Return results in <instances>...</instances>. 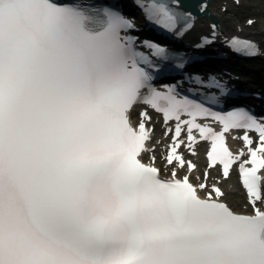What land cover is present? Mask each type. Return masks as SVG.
Returning a JSON list of instances; mask_svg holds the SVG:
<instances>
[{
    "label": "snow or ice",
    "instance_id": "1",
    "mask_svg": "<svg viewBox=\"0 0 264 264\" xmlns=\"http://www.w3.org/2000/svg\"><path fill=\"white\" fill-rule=\"evenodd\" d=\"M136 3L168 33L192 27L176 0ZM133 27L110 8L0 0V264H264V117L242 108L212 111L175 85L157 90L149 70L178 54L150 40L142 41L147 54L138 51L136 39L122 35ZM228 43L258 54L250 41ZM204 86L224 94L214 77ZM141 104L165 125L175 121L165 132L172 133L168 178L148 155L155 149L147 147L144 121L151 118L141 111L132 122ZM208 118L221 131L198 122ZM241 129L248 159L239 163L238 180L248 213L224 202L207 171L195 184L177 171L196 167L178 153L186 131L195 155L196 131L210 141L208 167L222 165V179H230L245 152L234 155L225 133ZM249 132L258 135L255 147Z\"/></svg>",
    "mask_w": 264,
    "mask_h": 264
},
{
    "label": "bare ground",
    "instance_id": "2",
    "mask_svg": "<svg viewBox=\"0 0 264 264\" xmlns=\"http://www.w3.org/2000/svg\"><path fill=\"white\" fill-rule=\"evenodd\" d=\"M221 0H211V3H210V10L211 12L216 15L217 18H219L220 21L224 22L226 21V28H230V25H231V22L233 23L234 21H232V19L229 17V15H224L223 12H221V10L219 9V7H221L220 5L222 3H220ZM219 5V7H218ZM230 7V11H233L234 10V7L232 5V3L229 2V5H226V9H229ZM200 21L202 22H205L207 21L206 19H200ZM236 26L239 25V23H235ZM243 25V24H241ZM243 27H247L246 25H243ZM198 28H195V30H197ZM257 29H262V30H259L260 32H264V27H261V28H254V31H256ZM264 35V34H263ZM250 61L252 62V59H250ZM261 62H264V59H261L259 62H258V67H261L259 63ZM254 67L256 66V64L254 63L253 64ZM239 71L240 73H246L247 72V68L246 69H240L239 68ZM251 72V71H250ZM198 161V160H197ZM199 162V161H198ZM233 179L230 177V179L228 181H232ZM234 181V180H233ZM227 182V181H226ZM224 187H225V190H226V194L224 197H226L227 200H229L232 204H234L235 206H238L239 203L241 202V194L242 192L239 190V188L237 189H230L228 187V185H225V182H224Z\"/></svg>",
    "mask_w": 264,
    "mask_h": 264
},
{
    "label": "rangeland",
    "instance_id": "3",
    "mask_svg": "<svg viewBox=\"0 0 264 264\" xmlns=\"http://www.w3.org/2000/svg\"><path fill=\"white\" fill-rule=\"evenodd\" d=\"M221 1H229V0H221ZM231 1V0H230ZM243 2L245 1H248V2H251V0H242ZM258 4L255 6L254 3H252V7L253 9H261L262 10V13L264 14V0H257ZM237 11V16L240 17V19H246V17H252L254 22H255V25H258V22L263 20V16L261 13H253L251 12V10L245 5H241L240 7H238V10ZM230 15H232V17H235L236 14H232V11L230 12ZM240 20V21H241Z\"/></svg>",
    "mask_w": 264,
    "mask_h": 264
}]
</instances>
